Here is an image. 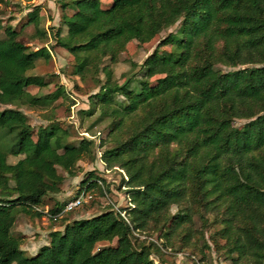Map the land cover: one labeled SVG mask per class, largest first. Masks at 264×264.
Returning a JSON list of instances; mask_svg holds the SVG:
<instances>
[{
    "label": "trees",
    "instance_id": "obj_1",
    "mask_svg": "<svg viewBox=\"0 0 264 264\" xmlns=\"http://www.w3.org/2000/svg\"><path fill=\"white\" fill-rule=\"evenodd\" d=\"M39 10L34 4L25 24L45 38ZM176 21L139 62L137 76L116 79L111 65L130 40L144 43ZM59 22L63 31L56 26L52 34L72 57L68 73H92L97 82L78 112L109 117L96 146L104 168L123 171L128 205L124 216L106 208L66 220L32 254L20 247L10 208L40 216L42 197L60 190L57 167L73 176L94 142L69 139L68 126L56 120L28 139L32 127L19 106H46L67 94L60 84L46 93L27 89L26 71L49 48H29L18 29L0 23V264H165L150 254L174 234L187 245L193 213L218 224L228 264H264V0H69L60 3ZM163 45L170 49L160 54ZM234 118L245 120L236 125ZM98 180L88 171L80 187H100ZM66 200L55 201L48 216ZM172 204L184 211L169 213ZM155 229L161 246L137 237Z\"/></svg>",
    "mask_w": 264,
    "mask_h": 264
},
{
    "label": "rangeland",
    "instance_id": "obj_2",
    "mask_svg": "<svg viewBox=\"0 0 264 264\" xmlns=\"http://www.w3.org/2000/svg\"><path fill=\"white\" fill-rule=\"evenodd\" d=\"M69 0H0V23L9 24L18 29L17 39L33 49L40 45L49 48V57L46 59L37 58L33 67L26 71L29 76L30 84L27 89L33 93H46L53 90L57 84L62 85L67 97H57L46 106L28 107L19 106V109L25 113L27 120L32 127V133L28 139L35 138L37 126L45 124L50 120L59 121L63 126H68L69 139H77L80 136L91 138L94 142L92 153L82 155L75 163V174L68 176L57 167V171L63 175L60 184V190L56 193L45 194L40 204L37 206L43 213L40 216H30L23 213L19 206H12L10 211L14 214L15 219L11 227L14 234L20 236V247L26 254H32L39 245L46 243L48 240V231L52 229H61L62 224L66 220L75 217L89 216L99 211L111 208L122 213L128 205V198L124 192V187L120 185L121 178L124 177L123 171L117 167L110 169L104 168L99 159L100 148L96 146L98 138L104 135L105 127L109 121V117L99 115L93 112L89 115L80 114L79 109L88 106L87 96L97 90V82L92 73L85 74L83 79H79L76 75L69 72L71 55L63 48L57 47L54 43L52 31L56 26H63L59 22L60 3ZM110 0H101L103 6L107 5ZM37 4L41 14L40 26L47 28L45 38H39L33 35V25L26 23V12ZM67 13L71 12L70 7H66ZM177 26V21L164 26L150 40L144 43H137L130 40L125 48L119 52L118 59L112 63L113 73L117 80L121 81L123 77L139 73V62L149 53L158 39L168 31H173ZM3 32L0 29V37ZM170 49V45L160 46L158 51L161 53ZM216 68L221 70H230L235 67H229L221 64H215ZM99 77L100 73L96 74ZM38 78L47 81L42 86H38L35 82ZM245 118H234L233 123L238 125ZM17 156L8 155V161H13ZM101 177L103 181L98 180L100 187L93 186L89 189L90 197L77 208L69 211L61 210L56 215L49 217L48 209L54 205V202H62L69 198L79 189H81V181L87 176V172ZM99 188V190H98ZM183 210L182 206L172 204L169 207V213L176 210ZM125 214V213H124ZM206 222H203L198 213L192 214L190 223L192 235L187 245L179 244V234L170 236V243L166 247L161 246L163 237L159 235L160 230H152L148 235L138 233L139 239L153 240L161 246L160 253H151L150 257L156 263L162 260L165 264H228L229 256L225 253L222 246L223 240L214 233L218 228V224L211 221L209 213L204 214ZM115 240L110 242L100 241L95 244L99 247L106 244H114ZM202 256L201 260H198Z\"/></svg>",
    "mask_w": 264,
    "mask_h": 264
},
{
    "label": "built area",
    "instance_id": "obj_3",
    "mask_svg": "<svg viewBox=\"0 0 264 264\" xmlns=\"http://www.w3.org/2000/svg\"><path fill=\"white\" fill-rule=\"evenodd\" d=\"M89 197H90L89 190L81 188L78 190V192H76L75 194H73L72 196L67 198V200L65 201L61 210H63V211L72 210V209L78 207L79 205H81L83 202H85ZM117 211H119V210H117ZM119 213L121 215L124 214L121 211H119ZM195 264H198V262H196Z\"/></svg>",
    "mask_w": 264,
    "mask_h": 264
}]
</instances>
